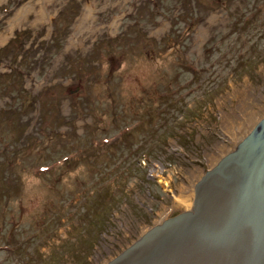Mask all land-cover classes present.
<instances>
[{"label":"rangeland","instance_id":"obj_1","mask_svg":"<svg viewBox=\"0 0 264 264\" xmlns=\"http://www.w3.org/2000/svg\"><path fill=\"white\" fill-rule=\"evenodd\" d=\"M40 1L0 0V264H101L264 115V0Z\"/></svg>","mask_w":264,"mask_h":264},{"label":"water","instance_id":"obj_2","mask_svg":"<svg viewBox=\"0 0 264 264\" xmlns=\"http://www.w3.org/2000/svg\"><path fill=\"white\" fill-rule=\"evenodd\" d=\"M101 264H264V115L194 183L189 209Z\"/></svg>","mask_w":264,"mask_h":264},{"label":"bare ground","instance_id":"obj_3","mask_svg":"<svg viewBox=\"0 0 264 264\" xmlns=\"http://www.w3.org/2000/svg\"><path fill=\"white\" fill-rule=\"evenodd\" d=\"M40 2L43 3V5H44L43 6V11L41 13L44 16L45 15L48 16L47 9L49 7H51V8L53 7V5H54L53 0H42ZM48 5H49V7L47 8ZM90 7L91 6H90L89 3L85 4L84 9H83L84 14L80 18H78V20L74 23V26H73V29H72L73 33H72L71 39H70V44L71 45L75 44V40H77V39H80L78 41H81L80 36H77L78 33H79L78 30L83 26L85 20H87L90 17H92V11L93 10ZM21 11H23V10H21ZM19 14H20V17L23 16V15L21 16L22 13H19ZM9 31H10V29L7 30L6 32L0 33V41L1 42L5 39L6 34H8ZM225 123H226L225 124V126H226L228 122L225 121ZM224 129L226 130V127H224ZM230 134H231V141L232 142H236V141L238 142L240 140V139H238V138H240V134L238 135L235 132H233V133L230 132Z\"/></svg>","mask_w":264,"mask_h":264},{"label":"flooded vegetation","instance_id":"obj_4","mask_svg":"<svg viewBox=\"0 0 264 264\" xmlns=\"http://www.w3.org/2000/svg\"><path fill=\"white\" fill-rule=\"evenodd\" d=\"M152 225V224H151ZM150 226V225H149ZM138 237V236H137ZM137 237H135L134 235H133V238H137ZM134 239V240H135ZM123 245H119L118 247H112V248H110V249H108L107 251H106V254H107V256H109L110 254H117L118 253V251H121L123 248H125L127 245L126 244H124V243H122ZM109 258V257H108Z\"/></svg>","mask_w":264,"mask_h":264}]
</instances>
